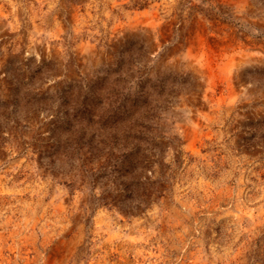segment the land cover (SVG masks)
Instances as JSON below:
<instances>
[{"label": "rangeland", "instance_id": "374dc122", "mask_svg": "<svg viewBox=\"0 0 264 264\" xmlns=\"http://www.w3.org/2000/svg\"><path fill=\"white\" fill-rule=\"evenodd\" d=\"M0 264H264V0H0Z\"/></svg>", "mask_w": 264, "mask_h": 264}, {"label": "bare ground", "instance_id": "6f19581e", "mask_svg": "<svg viewBox=\"0 0 264 264\" xmlns=\"http://www.w3.org/2000/svg\"><path fill=\"white\" fill-rule=\"evenodd\" d=\"M222 36V35H221ZM249 59V58H248ZM262 62V61H261ZM210 96V95H209ZM56 257V256H55ZM48 258V257H47ZM26 261V260H25ZM27 262V261H26Z\"/></svg>", "mask_w": 264, "mask_h": 264}]
</instances>
